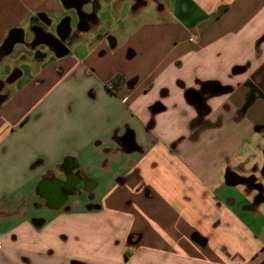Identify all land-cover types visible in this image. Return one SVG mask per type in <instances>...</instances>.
Here are the masks:
<instances>
[{"label": "crops", "instance_id": "crops-1", "mask_svg": "<svg viewBox=\"0 0 264 264\" xmlns=\"http://www.w3.org/2000/svg\"><path fill=\"white\" fill-rule=\"evenodd\" d=\"M62 232L95 264H264V0H0V264Z\"/></svg>", "mask_w": 264, "mask_h": 264}, {"label": "rangeland", "instance_id": "rangeland-1", "mask_svg": "<svg viewBox=\"0 0 264 264\" xmlns=\"http://www.w3.org/2000/svg\"><path fill=\"white\" fill-rule=\"evenodd\" d=\"M55 30L57 29V24L53 27ZM62 235L59 236L52 241L54 242V246L49 247L50 249L54 250L55 252L50 255V263L52 264H59L64 262L65 264H72L73 261H78L75 258H79L78 264H95L92 258L94 257L95 249L99 248L100 241L97 239L99 235L95 233H86L85 236L87 240L82 242V240H76L74 238L76 235L72 233V236L69 232H62ZM108 241L112 240V243H116L115 239L107 237ZM77 264V262H74Z\"/></svg>", "mask_w": 264, "mask_h": 264}, {"label": "water", "instance_id": "water-1", "mask_svg": "<svg viewBox=\"0 0 264 264\" xmlns=\"http://www.w3.org/2000/svg\"><path fill=\"white\" fill-rule=\"evenodd\" d=\"M35 19H38V17H35ZM45 26V25H44ZM44 38H50L49 43L52 44L54 47H56L57 50L61 51L63 54L67 53L68 50H66L65 48L67 47L65 44V41L62 40V38L57 37L53 34H48V33H44ZM23 39L21 40H15L14 42H12L9 46V51H11V49L13 48V46L17 43V42H22ZM38 41V40H37ZM64 50V52H63ZM15 79V76L14 78ZM187 98L191 103H201L202 102V98L200 96V94L194 90H190L187 93ZM131 138V137H130ZM227 182L229 183V185H238V184H243L247 181L246 178L241 177L235 173H229L226 176Z\"/></svg>", "mask_w": 264, "mask_h": 264}, {"label": "trees", "instance_id": "trees-1", "mask_svg": "<svg viewBox=\"0 0 264 264\" xmlns=\"http://www.w3.org/2000/svg\"><path fill=\"white\" fill-rule=\"evenodd\" d=\"M33 17H34V16H33ZM33 17H32V18H33ZM37 17H39V18H41V17L45 18V16L42 15V14L37 15ZM46 20H47V19H46ZM47 21H48V20H47ZM80 26L82 27V23H81ZM64 27H68V21H67L66 19H64L63 21H61V23H60L59 26H58V28H59L60 31H61ZM13 31H14V30H12V31L9 33V35H8V37H7V39H6L5 42H10V41L12 40ZM124 81H125V80H124V78H123L121 75H117V76H115V77L111 80V85H112L113 87L115 86L116 89H117L118 86L121 85Z\"/></svg>", "mask_w": 264, "mask_h": 264}, {"label": "flooded vegetation", "instance_id": "flooded-vegetation-1", "mask_svg": "<svg viewBox=\"0 0 264 264\" xmlns=\"http://www.w3.org/2000/svg\"><path fill=\"white\" fill-rule=\"evenodd\" d=\"M43 21L48 22L46 19H44ZM45 22H44V23H45ZM45 24H46V23H45ZM49 40H50V39H49ZM62 40H63V39H62ZM63 41H64V40H63ZM251 97H252V95H249V96H248L247 102L250 101ZM208 109H209V108H208L206 105H202V111L206 112V111H208ZM247 184H248L249 186H251V187L257 188V189L260 190V191L262 190L261 186L256 184V182H255V180H254V177H250V178L247 180ZM64 191H65V193H66V191H67V192H70L69 189H68V190L65 189ZM136 240H137V238H136L135 235H133V234H129V236L127 237V242H128L129 244L133 243V242L136 241Z\"/></svg>", "mask_w": 264, "mask_h": 264}]
</instances>
